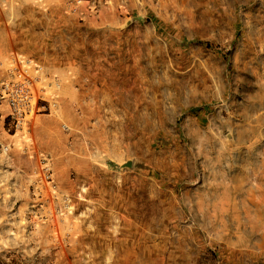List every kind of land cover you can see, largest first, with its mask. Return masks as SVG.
<instances>
[{
  "label": "rangeland",
  "instance_id": "374dc122",
  "mask_svg": "<svg viewBox=\"0 0 264 264\" xmlns=\"http://www.w3.org/2000/svg\"><path fill=\"white\" fill-rule=\"evenodd\" d=\"M20 75L40 99L21 126L0 101V259L264 264V0H0Z\"/></svg>",
  "mask_w": 264,
  "mask_h": 264
},
{
  "label": "built area",
  "instance_id": "2783aa9c",
  "mask_svg": "<svg viewBox=\"0 0 264 264\" xmlns=\"http://www.w3.org/2000/svg\"><path fill=\"white\" fill-rule=\"evenodd\" d=\"M39 99L33 81L23 75L0 84V101L6 104L9 118L17 126L36 113Z\"/></svg>",
  "mask_w": 264,
  "mask_h": 264
},
{
  "label": "water",
  "instance_id": "95a60500",
  "mask_svg": "<svg viewBox=\"0 0 264 264\" xmlns=\"http://www.w3.org/2000/svg\"><path fill=\"white\" fill-rule=\"evenodd\" d=\"M132 165H133V163L131 161H129L126 164H124L125 167H131Z\"/></svg>",
  "mask_w": 264,
  "mask_h": 264
},
{
  "label": "trees",
  "instance_id": "16d2710c",
  "mask_svg": "<svg viewBox=\"0 0 264 264\" xmlns=\"http://www.w3.org/2000/svg\"><path fill=\"white\" fill-rule=\"evenodd\" d=\"M0 264H7V263L4 262L2 259H0Z\"/></svg>",
  "mask_w": 264,
  "mask_h": 264
},
{
  "label": "crops",
  "instance_id": "0c3cea01",
  "mask_svg": "<svg viewBox=\"0 0 264 264\" xmlns=\"http://www.w3.org/2000/svg\"><path fill=\"white\" fill-rule=\"evenodd\" d=\"M47 95H49L48 93H47V91L45 92ZM52 95V94H51ZM54 96V95H53Z\"/></svg>",
  "mask_w": 264,
  "mask_h": 264
}]
</instances>
